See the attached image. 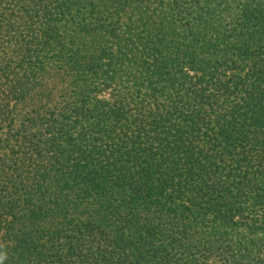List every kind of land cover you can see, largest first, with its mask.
Segmentation results:
<instances>
[{
	"label": "trees",
	"instance_id": "trees-1",
	"mask_svg": "<svg viewBox=\"0 0 264 264\" xmlns=\"http://www.w3.org/2000/svg\"><path fill=\"white\" fill-rule=\"evenodd\" d=\"M0 264H264V0H0Z\"/></svg>",
	"mask_w": 264,
	"mask_h": 264
}]
</instances>
